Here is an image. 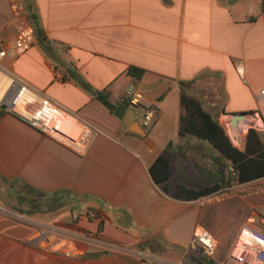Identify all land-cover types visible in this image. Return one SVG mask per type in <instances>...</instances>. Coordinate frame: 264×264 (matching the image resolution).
I'll use <instances>...</instances> for the list:
<instances>
[{"label": "crops", "instance_id": "0c3cea01", "mask_svg": "<svg viewBox=\"0 0 264 264\" xmlns=\"http://www.w3.org/2000/svg\"><path fill=\"white\" fill-rule=\"evenodd\" d=\"M14 1L0 0V40L7 45L16 38ZM23 2L36 39L4 68L74 115L89 137L54 139L0 114V193L24 186L35 204L48 197L50 206L27 216L0 201V264H195L190 243L198 229L216 239L214 260L227 263L242 227L264 234V177L235 183L218 199L175 197L178 185L196 188L210 163L196 148L208 144L180 137L182 83L234 146L242 125H231L233 114L252 113L262 126L254 129L264 134V0ZM132 67L144 71L141 78L130 75ZM130 87L142 95L135 109L127 107L143 135L98 100L123 103ZM146 110L153 114L148 128L141 125ZM170 143L172 174L164 190L150 168ZM89 209L100 213V231L98 221L87 219ZM41 228L90 232L122 250L75 241L74 255L65 258L33 243Z\"/></svg>", "mask_w": 264, "mask_h": 264}, {"label": "built area", "instance_id": "2783aa9c", "mask_svg": "<svg viewBox=\"0 0 264 264\" xmlns=\"http://www.w3.org/2000/svg\"><path fill=\"white\" fill-rule=\"evenodd\" d=\"M13 18L16 23V38L11 45H7L0 40V109L5 113L11 114L29 125L31 128L42 134L63 141L80 142L89 137V132L85 128L81 137L74 138L64 131V126L69 120L75 121L81 126L78 119L68 113L61 106L47 98L43 93L35 90L30 85L22 82L11 75L5 68L4 62L9 57H17L28 51L36 39V27L25 19V5L23 0L14 1L11 4ZM264 14V8H263ZM237 73L243 77L244 68L240 63ZM142 95L134 87H130L122 97V102L130 106H138ZM259 99L264 100V89L259 94ZM153 121L151 111L144 112L143 126L149 127ZM242 125V122L240 123ZM239 124V125H240ZM257 129L262 126L255 124ZM82 127V126H81ZM234 136V143L237 148H241L242 139L239 135ZM233 171V168H230ZM226 192L211 195L206 198H222ZM94 217V215H93ZM98 230L102 229V219H98ZM48 237L55 238L56 242L53 247H41L39 241ZM95 234L92 233H71L64 230L52 231L51 233L42 232L41 236L33 240V243L40 246L48 253L61 254L65 258H71L75 251L70 245L75 241L98 242L108 250L121 251L122 248L117 245L99 241ZM190 249L202 251L204 255L213 259V264H264V234L256 229L244 226L240 229L237 238L233 244L232 250L228 256L227 263H221L214 260L217 249V241L213 235L205 230L198 229L195 231ZM143 259H148L145 255H140ZM153 261H156L155 259Z\"/></svg>", "mask_w": 264, "mask_h": 264}, {"label": "trees", "instance_id": "16d2710c", "mask_svg": "<svg viewBox=\"0 0 264 264\" xmlns=\"http://www.w3.org/2000/svg\"><path fill=\"white\" fill-rule=\"evenodd\" d=\"M130 75L141 78L144 71L132 67ZM182 83L181 116L179 134L181 138L197 139L208 147L196 146L203 158L210 163L203 165V174L196 188L178 185L175 197L183 201H196L214 194L226 192L235 183H245L264 177V134L250 129L244 139L243 147L234 146L224 127L211 114L204 110L202 103L191 95ZM126 105V103H118ZM5 111L0 109V114ZM170 143L165 156H160L150 168L154 182L168 190L172 174ZM233 168V171L230 168ZM195 264H213V259L196 251L190 255Z\"/></svg>", "mask_w": 264, "mask_h": 264}, {"label": "rangeland", "instance_id": "374dc122", "mask_svg": "<svg viewBox=\"0 0 264 264\" xmlns=\"http://www.w3.org/2000/svg\"><path fill=\"white\" fill-rule=\"evenodd\" d=\"M135 109V107H133ZM138 110V109H136ZM224 123H227V120L224 121ZM256 123L253 122L251 120V118H248L244 124H242V128L239 130V132L237 131L236 135H239L242 139V144H241V148L243 147V143H244V139L246 137L247 132L250 129L256 128ZM141 125L143 126V122L141 121ZM82 126V127H81ZM81 126L79 125V132H77V134L74 136V138H79L81 137V133L85 131V127L84 125L81 124ZM144 128H148V127H144ZM228 129V128H226ZM230 133V132H229ZM234 133V132H233ZM232 132L229 134L231 135ZM3 193V192H2ZM22 193H25V196L22 195ZM34 193L33 191L29 190L28 188H24V186L18 187L17 189L13 186L11 188H9V190H6V192H4L3 194L0 193V201L4 202L5 204L9 205V209L13 210L14 212H16L17 214H25V215H30L31 212H33L34 210L37 209V212L34 213V215L37 214H44L47 212V210L50 208L49 206V202H48V197H43L42 202L41 203H34ZM47 200V201H46ZM46 202V203H45ZM47 209V210H46ZM42 210V211H39ZM89 213V217H87L88 220H96L98 221L99 217L102 219L100 213H97L95 211H93L92 209H89L87 211ZM94 215V217H93ZM33 216V215H32ZM103 220H102V229H103ZM41 231H38L34 237L31 240L37 239L41 236L42 232H45V229L41 228ZM56 242L55 238L53 237H48L47 239H43L41 241H39V245L41 247H53V249H55L54 247V243Z\"/></svg>", "mask_w": 264, "mask_h": 264}, {"label": "water", "instance_id": "95a60500", "mask_svg": "<svg viewBox=\"0 0 264 264\" xmlns=\"http://www.w3.org/2000/svg\"><path fill=\"white\" fill-rule=\"evenodd\" d=\"M37 35V31H36ZM98 100L116 117L123 121V124L132 132L136 134H144L143 129L137 123V113L134 109L126 105H118L109 100L108 97L100 96ZM252 113L242 112L231 115L230 123L233 127H237L240 122L246 121Z\"/></svg>", "mask_w": 264, "mask_h": 264}, {"label": "bare ground", "instance_id": "6f19581e", "mask_svg": "<svg viewBox=\"0 0 264 264\" xmlns=\"http://www.w3.org/2000/svg\"><path fill=\"white\" fill-rule=\"evenodd\" d=\"M79 124L78 123H75V121L73 120H69L65 126H64V131L66 133H68L69 135L71 136H75L77 134V132H79Z\"/></svg>", "mask_w": 264, "mask_h": 264}]
</instances>
